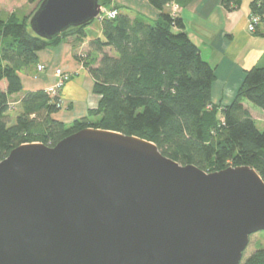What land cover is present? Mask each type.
<instances>
[{
  "label": "water",
  "instance_id": "obj_1",
  "mask_svg": "<svg viewBox=\"0 0 264 264\" xmlns=\"http://www.w3.org/2000/svg\"><path fill=\"white\" fill-rule=\"evenodd\" d=\"M101 11L42 0L28 26L50 41ZM258 232L264 182L246 166L206 173L93 128L0 162V264H240Z\"/></svg>",
  "mask_w": 264,
  "mask_h": 264
},
{
  "label": "trees",
  "instance_id": "obj_2",
  "mask_svg": "<svg viewBox=\"0 0 264 264\" xmlns=\"http://www.w3.org/2000/svg\"><path fill=\"white\" fill-rule=\"evenodd\" d=\"M26 1L38 5L42 0ZM146 1L160 13L156 20L142 15L131 18L112 0H99L102 8L116 15L101 20V38L89 43L101 55L98 65L93 68L75 55L87 69L99 101L86 117L70 125L53 118L62 109L61 88L53 95L45 90L25 93L16 102L14 123L8 116L9 99L22 92L19 73L36 65L39 52L68 37L83 39L93 22L48 41L30 30L31 13L21 20L14 13L0 19V162L21 145L54 147L73 133L93 128L150 142L172 161L206 173L246 166L264 182V127H257L258 118L243 103L264 112V67L244 70L233 100L225 106L213 105L215 67L202 58L179 14L164 11L173 3L182 9L192 0ZM243 1L221 0V6L232 12ZM248 8L249 18L257 19L249 33L264 37V0H250ZM240 264H264V248L242 255Z\"/></svg>",
  "mask_w": 264,
  "mask_h": 264
},
{
  "label": "crops",
  "instance_id": "obj_3",
  "mask_svg": "<svg viewBox=\"0 0 264 264\" xmlns=\"http://www.w3.org/2000/svg\"><path fill=\"white\" fill-rule=\"evenodd\" d=\"M112 2L125 8L131 18L142 15L156 20L160 14L146 0ZM249 2L250 0H244L232 12L223 10L221 0H192L180 9L179 17L185 25L188 37L199 48L202 58L215 67L216 78L211 87L213 105H228L242 81L243 71L255 65L259 66L264 59V37L247 31ZM172 5L175 4L168 5L164 11L171 12ZM103 10L107 12L106 9ZM33 11L34 6L25 16ZM95 21L86 28L83 39L68 37L58 46L39 52L36 65L19 73L22 92L10 99L18 102L27 92L52 87L57 81L54 72L61 70L69 75V80L59 92L62 109L53 118L70 125L75 120L86 117L87 112L97 106L99 97L93 94L92 79L87 69L75 60V55L84 57L93 68L97 67L101 55L93 51L89 44L102 35L101 21ZM106 53L112 55L108 49ZM241 57L246 59L247 65L241 64ZM38 66H42L43 70L37 71Z\"/></svg>",
  "mask_w": 264,
  "mask_h": 264
},
{
  "label": "rangeland",
  "instance_id": "obj_4",
  "mask_svg": "<svg viewBox=\"0 0 264 264\" xmlns=\"http://www.w3.org/2000/svg\"><path fill=\"white\" fill-rule=\"evenodd\" d=\"M33 6H34V11H35L37 4L35 6V3L30 4L26 0H0V19L1 20L7 19V17L12 12L21 20L24 18L26 13H29V11L32 9ZM172 11H177V13L179 14L180 9L176 5H172L171 6V12ZM107 12H109V11H107ZM248 21H249V18H248ZM248 21H247V25H248ZM96 22L97 21H95V23ZM244 63H245V65H247L246 59L241 57V64L244 65ZM259 66H264V59H263V61L260 62ZM4 86H5V83L4 82L1 83V88H3ZM9 101L11 103L10 104L11 106H10V110L8 112V116H9L11 123H14L16 115H17V111H18V109H17L18 106L14 100L9 99ZM243 103L249 109V111L251 112L253 117L258 118L257 121H259V122H257V127L259 129H263V127H264V118H263L264 112L261 109L255 107L254 105L250 104L247 101H244ZM258 248H264V232H258L256 234H253L250 236L248 246L246 247L245 251L243 252V257L244 258L248 257L249 255H251V253L253 251H255Z\"/></svg>",
  "mask_w": 264,
  "mask_h": 264
},
{
  "label": "built area",
  "instance_id": "obj_5",
  "mask_svg": "<svg viewBox=\"0 0 264 264\" xmlns=\"http://www.w3.org/2000/svg\"><path fill=\"white\" fill-rule=\"evenodd\" d=\"M104 17L106 18H113L116 15V11H109V12H104ZM172 15H176L177 11H172L171 12ZM257 23V19L255 17H250L249 21H248V25H247V30L248 32H252L254 30V25ZM43 67L42 66H38L37 67V71H42ZM55 77L57 78L56 83L52 86L49 87L47 89H45V91L50 94L53 95L57 92V90H59L63 84L69 80V75L64 73L61 70H56L54 72Z\"/></svg>",
  "mask_w": 264,
  "mask_h": 264
},
{
  "label": "bare ground",
  "instance_id": "obj_6",
  "mask_svg": "<svg viewBox=\"0 0 264 264\" xmlns=\"http://www.w3.org/2000/svg\"><path fill=\"white\" fill-rule=\"evenodd\" d=\"M104 18V13L103 11H101V13L99 14V18L97 20H102Z\"/></svg>",
  "mask_w": 264,
  "mask_h": 264
}]
</instances>
